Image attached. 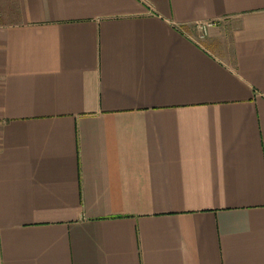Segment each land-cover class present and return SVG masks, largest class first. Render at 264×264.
Returning <instances> with one entry per match:
<instances>
[{
	"label": "crops",
	"instance_id": "1",
	"mask_svg": "<svg viewBox=\"0 0 264 264\" xmlns=\"http://www.w3.org/2000/svg\"><path fill=\"white\" fill-rule=\"evenodd\" d=\"M0 264H264V0H0Z\"/></svg>",
	"mask_w": 264,
	"mask_h": 264
},
{
	"label": "built area",
	"instance_id": "2",
	"mask_svg": "<svg viewBox=\"0 0 264 264\" xmlns=\"http://www.w3.org/2000/svg\"><path fill=\"white\" fill-rule=\"evenodd\" d=\"M217 25V21H203V22H196L194 24L195 29L197 30L200 37H204L208 34L209 29L215 27Z\"/></svg>",
	"mask_w": 264,
	"mask_h": 264
},
{
	"label": "rangeland",
	"instance_id": "3",
	"mask_svg": "<svg viewBox=\"0 0 264 264\" xmlns=\"http://www.w3.org/2000/svg\"><path fill=\"white\" fill-rule=\"evenodd\" d=\"M195 29V28H194Z\"/></svg>",
	"mask_w": 264,
	"mask_h": 264
}]
</instances>
